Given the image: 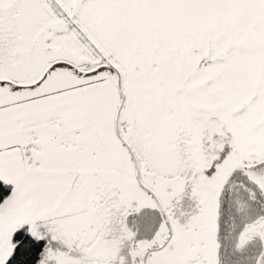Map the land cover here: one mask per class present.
<instances>
[{
	"label": "snow or ice",
	"instance_id": "1",
	"mask_svg": "<svg viewBox=\"0 0 264 264\" xmlns=\"http://www.w3.org/2000/svg\"><path fill=\"white\" fill-rule=\"evenodd\" d=\"M0 264H264V0H0Z\"/></svg>",
	"mask_w": 264,
	"mask_h": 264
}]
</instances>
